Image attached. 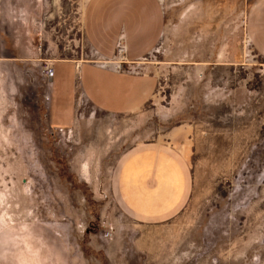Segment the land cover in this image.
<instances>
[{
	"label": "rangeland",
	"instance_id": "1",
	"mask_svg": "<svg viewBox=\"0 0 264 264\" xmlns=\"http://www.w3.org/2000/svg\"><path fill=\"white\" fill-rule=\"evenodd\" d=\"M160 1L162 35L133 66L154 72L157 90L111 114L76 87L66 102L52 88L61 67L46 73L95 60L86 0H0V264H264V58L245 33L251 0ZM148 140L188 152L192 186L175 215L139 222L110 176Z\"/></svg>",
	"mask_w": 264,
	"mask_h": 264
},
{
	"label": "crops",
	"instance_id": "2",
	"mask_svg": "<svg viewBox=\"0 0 264 264\" xmlns=\"http://www.w3.org/2000/svg\"><path fill=\"white\" fill-rule=\"evenodd\" d=\"M164 24L160 0H86L82 29L96 58L79 64L57 61L51 73L54 76V67H61L60 84L52 80L53 90L67 102L76 87L94 107L111 114L140 109L156 92L158 77L154 72L135 71L133 66L158 43ZM245 33L253 49L264 58V0L249 2ZM119 40L126 46L130 63L123 69L102 65L100 57H112ZM73 71H78L76 85ZM191 186L188 152L157 140L138 141L125 148L110 176L113 199L139 222L162 221L175 215L185 204Z\"/></svg>",
	"mask_w": 264,
	"mask_h": 264
},
{
	"label": "built area",
	"instance_id": "3",
	"mask_svg": "<svg viewBox=\"0 0 264 264\" xmlns=\"http://www.w3.org/2000/svg\"><path fill=\"white\" fill-rule=\"evenodd\" d=\"M99 62L102 65H112L115 68L123 69L125 64L130 63V60H128L126 56V46L124 42L122 40H119L117 42L115 54L110 58L101 56ZM46 70H47L46 73L47 74L50 73L48 75L51 76L52 68L46 67Z\"/></svg>",
	"mask_w": 264,
	"mask_h": 264
}]
</instances>
